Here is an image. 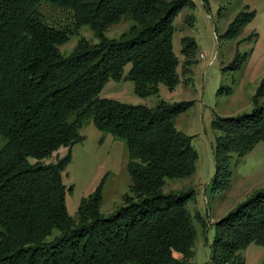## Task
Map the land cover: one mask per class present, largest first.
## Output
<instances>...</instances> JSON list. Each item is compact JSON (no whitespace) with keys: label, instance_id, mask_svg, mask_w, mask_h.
Masks as SVG:
<instances>
[{"label":"trees","instance_id":"trees-1","mask_svg":"<svg viewBox=\"0 0 264 264\" xmlns=\"http://www.w3.org/2000/svg\"><path fill=\"white\" fill-rule=\"evenodd\" d=\"M43 3L71 12L74 28L89 26L99 42L80 39L70 54L59 45L73 32L50 24ZM192 0H0V264H196L195 229L186 207L193 189L163 192L167 179L193 174L197 152L191 136L175 126L191 100L153 106L100 97L111 79H130L142 98L160 84L173 90L195 62L196 40L180 38L173 50L174 19ZM254 15L240 10L223 37H233ZM130 16L120 38L103 32ZM192 16L186 23L192 24ZM130 68L125 73V67ZM264 75L252 108L215 117L213 188L229 181V161L264 141ZM92 120L127 146L131 193L114 214L101 213L104 179L82 198L78 217L66 207L63 171L71 152L47 164L63 147L84 139ZM199 218V216H196ZM211 264H244L239 251L264 245V189L213 222ZM60 233L51 237L53 230Z\"/></svg>","mask_w":264,"mask_h":264},{"label":"rangeland","instance_id":"rangeland-1","mask_svg":"<svg viewBox=\"0 0 264 264\" xmlns=\"http://www.w3.org/2000/svg\"><path fill=\"white\" fill-rule=\"evenodd\" d=\"M192 7H184L176 15L173 50L180 58L182 35L193 37L197 43L195 62L188 76H180L173 90L160 84L158 94L142 98L134 93L130 79L109 80L100 97H111L131 104L153 106L159 99L168 102L191 100L192 104L175 119L178 130L191 136V145L197 152L195 170L186 178L167 179L162 191L175 192L193 189L186 207L195 229L192 261L211 264L210 244L215 230L213 222L223 217L250 195L264 189V141L258 142L243 157L229 161V181L224 188H213L215 164L213 148L216 131L215 117L232 116L252 108V96L264 75V0H192ZM45 19L55 26L73 30L68 41L59 45L64 54H70L77 42L84 38L99 42L89 26L74 28L71 12L43 3L40 7ZM254 11L238 34L223 37L235 15L242 9ZM192 16V24L186 23ZM133 24L130 16L111 25L103 32L107 38H120ZM204 57V58H202ZM182 59V58H180ZM130 64L125 67L128 72ZM264 103V95L258 98ZM84 139L71 147L61 148L45 163H56L71 152V161L63 171V181L72 190L67 192L68 213L77 218L79 204L93 193L104 179L101 213L114 214L125 205V196L131 193V178L127 170L129 154L125 141L110 133H102L88 121L81 130ZM199 216L197 218L196 216ZM60 233L53 230L51 237ZM244 264H264V245L250 243L239 251Z\"/></svg>","mask_w":264,"mask_h":264},{"label":"crops","instance_id":"crops-1","mask_svg":"<svg viewBox=\"0 0 264 264\" xmlns=\"http://www.w3.org/2000/svg\"><path fill=\"white\" fill-rule=\"evenodd\" d=\"M202 58H204V57H202ZM236 160H238V159H236Z\"/></svg>","mask_w":264,"mask_h":264}]
</instances>
